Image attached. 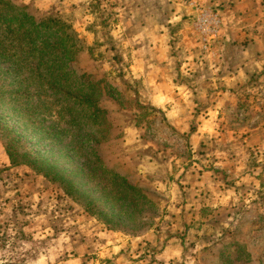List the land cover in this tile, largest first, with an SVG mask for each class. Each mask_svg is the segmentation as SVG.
Returning a JSON list of instances; mask_svg holds the SVG:
<instances>
[{
	"label": "rangeland",
	"instance_id": "374dc122",
	"mask_svg": "<svg viewBox=\"0 0 264 264\" xmlns=\"http://www.w3.org/2000/svg\"><path fill=\"white\" fill-rule=\"evenodd\" d=\"M5 1L52 30L0 29V264H68L61 230L77 221L117 234L89 264H264V0ZM96 83L99 145L70 99ZM14 136L110 227L11 165ZM120 179L144 194L136 209Z\"/></svg>",
	"mask_w": 264,
	"mask_h": 264
},
{
	"label": "trees",
	"instance_id": "16d2710c",
	"mask_svg": "<svg viewBox=\"0 0 264 264\" xmlns=\"http://www.w3.org/2000/svg\"><path fill=\"white\" fill-rule=\"evenodd\" d=\"M23 10L24 8L17 7L8 1L6 2L5 0H0V29L7 32L8 34L16 33L19 29L26 25L28 28L33 29L45 28L47 30H52V27L50 26L46 27L43 26L42 23L35 22L33 18L24 13ZM100 98L101 90L99 89L98 83L89 85L82 96L70 95V99L73 100L77 105L87 108L90 111L88 121L90 123L96 124L98 128H101L98 132L96 131L95 135L93 136L96 145L108 140V130L106 131V129L109 125L106 119V111H104L99 105ZM1 120L2 119L0 117V130L3 131L4 135H6L8 131H5L7 129L4 125H1ZM9 133L11 132L9 131ZM16 140L17 139L15 136L10 137L6 146V155L11 165H25L50 182L58 184L67 197L71 198L73 201H78L83 204L85 212L89 216L103 222V224L107 227H110V224L112 223L110 211H108L106 208L102 209L99 207L94 198L81 191L77 186L73 175L63 172L54 165L41 160L36 155H33L27 151H24L20 154V146H17ZM120 181H122V188L127 194V199L130 203V206L132 209H136V207L141 204L142 200H146L144 194L138 189L137 186L128 183L126 180L120 179ZM105 193L106 195L103 196ZM105 193H103L102 197L110 200V194L107 193V191ZM115 209L117 210L116 207Z\"/></svg>",
	"mask_w": 264,
	"mask_h": 264
},
{
	"label": "crops",
	"instance_id": "0c3cea01",
	"mask_svg": "<svg viewBox=\"0 0 264 264\" xmlns=\"http://www.w3.org/2000/svg\"><path fill=\"white\" fill-rule=\"evenodd\" d=\"M71 224L73 226L69 225L65 232L61 230V240H65V249L61 252V256L68 255L73 258L68 261V264H83V260L85 264H89L88 260L93 259V254L104 259L119 250L118 241H115L117 234L114 232L105 230L103 227L101 229L89 227L83 232V229L79 227V221ZM120 263L121 260L118 259L114 264Z\"/></svg>",
	"mask_w": 264,
	"mask_h": 264
}]
</instances>
